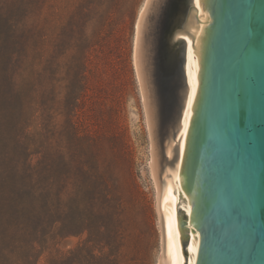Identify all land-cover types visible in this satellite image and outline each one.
I'll return each instance as SVG.
<instances>
[{
	"label": "water",
	"instance_id": "water-1",
	"mask_svg": "<svg viewBox=\"0 0 264 264\" xmlns=\"http://www.w3.org/2000/svg\"><path fill=\"white\" fill-rule=\"evenodd\" d=\"M135 63L159 264H264V0H149Z\"/></svg>",
	"mask_w": 264,
	"mask_h": 264
},
{
	"label": "rangeland",
	"instance_id": "rangeland-1",
	"mask_svg": "<svg viewBox=\"0 0 264 264\" xmlns=\"http://www.w3.org/2000/svg\"><path fill=\"white\" fill-rule=\"evenodd\" d=\"M12 1L0 0V14H11L0 23L32 30L24 67L35 93L29 132L40 134L33 161L42 159L48 181L53 155L59 159L52 251L60 264H159L151 140L133 61L145 0ZM80 165L106 172L112 194L94 198L93 208H103L97 214H86L82 200L70 195Z\"/></svg>",
	"mask_w": 264,
	"mask_h": 264
},
{
	"label": "trees",
	"instance_id": "trees-1",
	"mask_svg": "<svg viewBox=\"0 0 264 264\" xmlns=\"http://www.w3.org/2000/svg\"><path fill=\"white\" fill-rule=\"evenodd\" d=\"M8 18L10 12L1 11L0 19ZM31 32L27 26L0 23V264H39L48 251L47 264H60L52 251L59 235V159L53 155L47 181L42 159L33 161L40 134L29 132L35 93L24 64ZM105 173L98 165L77 170L70 195L82 200L86 214L103 210L93 208L95 197L112 194Z\"/></svg>",
	"mask_w": 264,
	"mask_h": 264
},
{
	"label": "bare ground",
	"instance_id": "bare-ground-1",
	"mask_svg": "<svg viewBox=\"0 0 264 264\" xmlns=\"http://www.w3.org/2000/svg\"><path fill=\"white\" fill-rule=\"evenodd\" d=\"M148 1H149V0H145V1L143 2L142 6H141V8H140V10H139V13H138L137 19H136V23H135L133 61H134V68H135V71H136L137 78H138V73H137L136 63H135V42H136V35H137V24H138L139 17H140V15H141V13L144 11V9H145V7H146ZM138 81H139V78H138ZM139 84H140V82H139ZM140 87H141V85H140ZM141 93H142V89H141ZM142 97H143V94H142ZM143 103H144V98H143ZM144 106H145V103H144ZM144 109H145V112H146V108H144ZM146 116H147V115H146ZM147 125H148V122H147ZM152 161H153V156H152V153H151V162H152ZM150 168H151V172H152L151 174L153 175V179H154V181H155L154 174H153V170H152V167H151V163H150ZM154 183H155V182H154ZM155 185H156V183H155ZM156 208H157V186H156ZM157 212H158V210H157ZM158 217H159V214H158ZM159 225H160V218H159ZM159 227H160V226H159ZM160 232H161V230H160ZM161 246H162V244H161ZM161 253H162V251H161ZM160 255H161V254H160Z\"/></svg>",
	"mask_w": 264,
	"mask_h": 264
}]
</instances>
